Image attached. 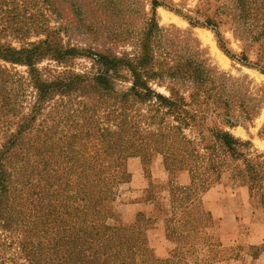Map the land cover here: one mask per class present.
<instances>
[{
    "label": "trees",
    "instance_id": "trees-1",
    "mask_svg": "<svg viewBox=\"0 0 264 264\" xmlns=\"http://www.w3.org/2000/svg\"><path fill=\"white\" fill-rule=\"evenodd\" d=\"M79 1L82 9L105 4ZM4 4L8 0H0V21L11 13L3 10ZM152 4V20L143 29L131 24V11L117 14L114 5L104 17L114 23L112 30L108 26L100 32L91 24L87 33L79 34L97 42L95 47L64 44L62 34L71 39L76 33L46 30L43 39L32 42L29 31L0 30V228L10 234L25 230L27 237L41 240L37 247L27 245L36 255L43 253L52 233L49 244L55 239L53 250H60L52 259L55 264H126L116 253L119 243L98 250L91 234L80 240L74 222L80 193L89 181L84 172L92 171L82 164L83 150L99 142L109 164L134 156L168 173L177 164L186 165L192 185L174 188L187 203L174 200L173 214L188 213L201 203L208 232L264 261V161L250 156L251 143L227 131L252 124L264 107V96H256L250 83L214 68L195 39L189 59L177 51L170 60L155 20L162 5ZM222 8L242 42L264 46V0H227ZM19 17L10 23L22 24ZM44 19L36 13L29 21ZM191 25L212 27L220 48L231 55L216 23ZM125 43L134 45L132 52L119 48ZM230 57L259 67L245 56ZM79 60L90 63L83 73L72 69ZM45 61L63 70L41 69ZM17 66L27 68L25 77ZM142 108L155 115L149 128H142ZM229 178L250 186L252 198L245 201L238 191L227 189ZM213 195L220 196L215 200ZM175 217L167 218V224ZM20 251H26L23 245Z\"/></svg>",
    "mask_w": 264,
    "mask_h": 264
},
{
    "label": "rangeland",
    "instance_id": "rangeland-1",
    "mask_svg": "<svg viewBox=\"0 0 264 264\" xmlns=\"http://www.w3.org/2000/svg\"><path fill=\"white\" fill-rule=\"evenodd\" d=\"M8 0L7 7L3 10H11L5 15V21H0V30L7 32L23 31L28 32L32 42L43 39V32L46 30L54 32L76 33L74 37L68 39L62 36L64 44L80 47H93L97 42L87 35L86 29L91 24H97L94 28L100 32L105 31L109 24L104 20L105 14L110 13L117 5V14L124 11H131L134 14V21L131 22L139 29L147 27L152 20L153 2L158 1L162 6L156 9V24L160 31L162 46L171 55V59L176 56L177 51L184 55L183 59H189L192 55L194 39L198 41L201 49L207 54L211 65L219 72L228 74L234 80H242L250 83V88L256 96H264V46H251L250 42H242L234 33L231 23L225 17L227 11L222 8L223 2L227 0H103L104 5L95 7L84 6L79 0ZM99 0H89V4ZM39 11V12H38ZM44 16L43 23H33L29 21L35 14ZM20 15L22 24H12L10 20ZM81 15V16H80ZM83 15V16H82ZM167 16L169 20H165ZM220 16V18H217ZM208 20L218 25V32L225 41V47L230 54H235L238 58L245 56L248 62L256 64L258 68H251L235 62L222 50L218 44L216 31L210 27H196L191 23L199 22L206 24ZM32 22V23H30ZM202 32L211 37L218 51L228 60V65H222L217 56L212 53L210 42L202 38ZM242 36H244L241 33ZM15 46L16 41L11 40ZM99 47L104 46L100 43ZM122 46H125L124 48ZM120 45V49L132 52L134 46L131 43ZM90 63L79 60L72 69L78 73H83L89 68ZM41 69H58V65L52 61H45L40 65ZM16 71L23 77L26 76L27 68L18 67ZM243 83V82H241ZM158 92L168 95L164 88H157ZM31 90H29L30 94ZM143 118L142 128H149L153 122L151 108H142ZM153 114V115H152ZM153 127L151 126L149 130ZM234 137L242 141L251 143L249 150L253 159L262 157L264 161V107L260 116L249 125H240L235 128H227ZM99 142H91L87 149L83 150L84 156L81 160L87 171L84 172L89 181L83 185L85 191L79 196L77 208H80L75 218L78 225L80 240L84 235H90L92 244L98 250L104 245L119 243L120 248L116 253L126 264H264L263 260L252 259L246 252L236 251L230 244H224L222 240L205 229V219L203 207L198 204L193 210L185 214H173V202L178 198L185 200V195H180L174 188H180L182 183V171H189L186 165L177 164L170 173L164 171V167L156 164L145 163L139 157L126 158L123 162L109 164V155L106 150H102ZM102 153H97L101 150ZM83 154V153H82ZM152 161L151 163H154ZM145 163V164H144ZM112 167V168H111ZM117 171V172H116ZM81 170L79 169L80 173ZM134 177L136 182H134ZM191 178V174H190ZM84 184V181L81 182ZM175 186V187H174ZM227 189L238 191L243 186L238 180L229 178L225 185ZM250 187V186H248ZM251 188V187H250ZM86 196L87 202H81ZM220 195H213L216 200ZM241 196V195H240ZM253 196V195H252ZM172 204V205H171ZM164 216L171 222L167 224V241L164 234L156 229L157 216ZM242 217V216H240ZM51 238H55L50 233L46 239V247L42 254L30 253L32 247H37L41 240L33 236L27 237L25 230L6 233L0 228V262L2 264H55L52 262L60 250H53L55 239L49 244ZM210 238H218L220 242L213 244ZM89 239L88 236L85 240ZM83 240V239H82ZM22 245L25 252L20 251ZM48 245L52 248L47 249ZM117 245V247H119ZM224 248V249H223ZM230 249L227 251L226 249ZM30 255V257H29ZM33 260V261H31Z\"/></svg>",
    "mask_w": 264,
    "mask_h": 264
},
{
    "label": "crops",
    "instance_id": "crops-1",
    "mask_svg": "<svg viewBox=\"0 0 264 264\" xmlns=\"http://www.w3.org/2000/svg\"><path fill=\"white\" fill-rule=\"evenodd\" d=\"M182 178V183H180V188L182 189H188L191 187L192 185V181L190 178V174L187 171H182V176H180ZM134 182H136L135 177H134ZM240 195L242 197L243 200L248 201L252 198V190L250 187L246 186V187H242L240 189ZM157 226L155 227L156 229H158L160 231V234H164V240L167 241L166 237H167V233H166V221L164 220V216H157ZM213 240V244H217L219 241L218 238H210ZM224 249V248H223ZM226 249V248H225ZM227 251H230V249H226ZM231 252V251H230Z\"/></svg>",
    "mask_w": 264,
    "mask_h": 264
},
{
    "label": "bare ground",
    "instance_id": "bare-ground-1",
    "mask_svg": "<svg viewBox=\"0 0 264 264\" xmlns=\"http://www.w3.org/2000/svg\"><path fill=\"white\" fill-rule=\"evenodd\" d=\"M164 19L169 20L167 16H165ZM201 35L204 41L211 43L212 53L217 56V59L219 60V62L222 65H228V60L218 51L215 44L212 42L211 37L203 32Z\"/></svg>",
    "mask_w": 264,
    "mask_h": 264
}]
</instances>
